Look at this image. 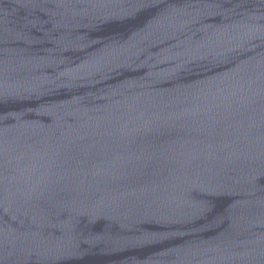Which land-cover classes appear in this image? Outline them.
Here are the masks:
<instances>
[{
	"label": "water",
	"instance_id": "water-1",
	"mask_svg": "<svg viewBox=\"0 0 264 264\" xmlns=\"http://www.w3.org/2000/svg\"><path fill=\"white\" fill-rule=\"evenodd\" d=\"M0 264H264V0H0Z\"/></svg>",
	"mask_w": 264,
	"mask_h": 264
}]
</instances>
